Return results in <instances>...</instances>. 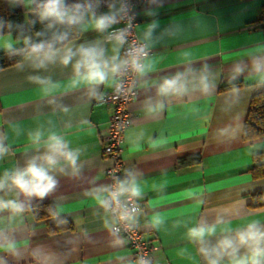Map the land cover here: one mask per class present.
<instances>
[{
	"label": "crops",
	"instance_id": "obj_1",
	"mask_svg": "<svg viewBox=\"0 0 264 264\" xmlns=\"http://www.w3.org/2000/svg\"><path fill=\"white\" fill-rule=\"evenodd\" d=\"M4 2L8 11L39 18L32 10L36 4ZM262 4L264 0H147L137 9L136 34L150 51L144 61L150 67L128 105L132 119L121 156L125 174L133 172L142 190L137 225L160 264H207L201 247L211 248L224 235L234 237L253 221L264 227V208L248 207L250 195L264 189V179H253L248 172L252 155L264 152V138L242 139L250 98L264 90L260 75L253 71V60H264V29L252 24ZM110 11L117 14L118 6L85 10L83 19L72 25L79 37L67 45H95L105 49L107 58L114 55L115 41L106 37L113 24L104 32L92 27L93 12L99 16ZM23 43L8 33L0 35V51ZM120 50L121 46L122 59ZM76 59L64 66L57 57L37 69L24 58L0 69V141L9 148L0 158V177L43 154L45 149L29 140V133L37 130L45 139L50 133L63 136L69 148L80 152L79 174L72 175L70 168L53 172L57 187L42 199H29L11 187L0 191V199H18L26 209L16 215L0 212V244L14 245L12 250L0 247L2 264H133L125 243L114 244L116 239L124 241L122 236H113L105 227L104 209L86 195L108 186L105 170L112 158L101 153V144L111 105L97 100L114 81L98 87L74 84ZM236 67L244 71L236 75ZM189 68L197 76L207 69L204 74L212 85L207 94L196 91L181 98L157 94L165 78ZM30 77L48 79L55 87L45 95L44 86ZM232 83L239 84L220 89ZM149 101L163 102L165 107L149 113ZM191 155H197L199 162L179 163ZM43 202L54 207L57 218L71 221L72 230L50 234L45 221H35L28 209ZM154 217L163 222L153 226ZM217 219L223 223L203 244L189 240V228L201 222L212 225ZM246 251L241 248L238 256ZM222 264H228L227 257Z\"/></svg>",
	"mask_w": 264,
	"mask_h": 264
},
{
	"label": "clouds",
	"instance_id": "obj_2",
	"mask_svg": "<svg viewBox=\"0 0 264 264\" xmlns=\"http://www.w3.org/2000/svg\"><path fill=\"white\" fill-rule=\"evenodd\" d=\"M28 4H36L32 10L36 12L41 21L52 20L57 24L74 25L83 19L82 8L91 9V5H66L64 0H27ZM111 9V5L109 6ZM117 22L116 13L102 14L96 16L92 13V27L99 32H104L112 24ZM54 25L49 24L51 28ZM125 31L119 30L111 34V39L115 41L113 48L114 55L110 58L105 56V49L95 45H79L73 48L64 44L67 39V33L54 34L49 41H41L33 43L24 54V58L29 60L34 68H44L48 63H54L59 57V62L68 66L75 57L74 81L73 83L83 82L89 87H98L106 84L110 79L112 81H121V78L127 75L126 70H130L137 78H142L147 74L150 65L144 61L148 56L145 47H136L131 49L127 56L120 58L119 47L125 43ZM27 44L28 41L25 40ZM60 44L61 47H57ZM207 69L197 76L192 69H186L184 72L176 73L170 78H165L159 83L157 94L162 97L181 98L190 92L200 91L203 94L209 92L212 85L209 83L208 76L204 74ZM244 71L241 67H236L234 72L236 75ZM253 71L260 75V84L264 85V60L256 58L253 60ZM35 83L44 86L45 95L55 85L48 79L40 77H30ZM235 79V76L233 77ZM122 86V81L116 83V88ZM49 103H54L50 100ZM165 107L163 102L155 105L147 102V112L153 113L163 110ZM66 111V109H65ZM29 140L33 146L37 148L43 147V154L34 156L27 161L26 166L22 169L18 168L9 173L5 172L0 177V191L7 187L17 190L18 194L31 199L44 198L57 187V179L52 174L55 171L65 173L66 168L71 169L72 175H78L80 165L78 163L80 152L78 149L69 148L68 143L63 136L50 133L44 138V133L37 130L29 133ZM9 152V148L0 141V158ZM114 184L110 186H102L92 189L86 195L92 196L97 205L104 209L106 214L105 227L109 229L113 236H117L122 225L125 231L131 230L137 224V217L142 212L137 200L142 198V190L137 182L136 176L131 171H126L124 179L114 178ZM189 197L193 196V192H188ZM25 205L18 199H0V212L8 211L12 215L22 214L25 211ZM57 215L52 213L53 218ZM163 221L159 217L153 218V226H159ZM66 223V221H61ZM223 223L217 219L215 224L207 225L201 222L197 226L188 229L187 236L190 241L203 244L206 237H210L216 233V225ZM227 231V230H224ZM124 241L116 239L114 244L120 245ZM7 250H12V243L0 244ZM241 248L246 249V254L238 256ZM199 251L204 255L207 264H222L225 257L228 258V264H264V227L260 226L258 221H253L243 230L235 233L234 237L224 235L217 241L216 245L211 248L201 247ZM2 264V262H0ZM138 264H149L143 258Z\"/></svg>",
	"mask_w": 264,
	"mask_h": 264
},
{
	"label": "trees",
	"instance_id": "obj_3",
	"mask_svg": "<svg viewBox=\"0 0 264 264\" xmlns=\"http://www.w3.org/2000/svg\"><path fill=\"white\" fill-rule=\"evenodd\" d=\"M49 24L54 26L49 28ZM252 24L264 29V4L261 5L258 18ZM5 33L10 34L15 40L24 41V43L0 51V69L21 62L31 44L49 41L54 34L67 33V39L64 41L66 45L76 40L80 35V31L72 25H61L52 20L41 21L36 15L26 16L20 10L8 11L4 0H0V35ZM25 40L28 41L27 44ZM57 47H61V45L57 44ZM238 84L232 83L221 86L220 89H228L238 86ZM258 138H264V90L257 91L251 96L242 129V139L244 141H252ZM198 162L199 157L197 155L183 157L179 160L182 166ZM248 172L253 179H264V152L252 155V164ZM248 207L250 209L264 208V189L255 191L250 195ZM28 212L35 221H45L47 232L50 234L70 231L73 228V224L68 219L57 218V216L53 218L52 213L55 212V209L50 203H39L28 209ZM61 221H66V223H61Z\"/></svg>",
	"mask_w": 264,
	"mask_h": 264
},
{
	"label": "built area",
	"instance_id": "obj_4",
	"mask_svg": "<svg viewBox=\"0 0 264 264\" xmlns=\"http://www.w3.org/2000/svg\"><path fill=\"white\" fill-rule=\"evenodd\" d=\"M146 2L147 0H86L76 4L91 5V10L93 11H99L110 5L111 7L118 6L117 22L107 32L106 37L111 38V34L119 30L125 31V43L120 50V55L124 58L131 49L136 47H145L148 54L150 52L136 34L138 23L137 9L144 6ZM87 9L82 8L81 12L83 13ZM126 71L127 75L121 78L122 86L119 90L116 88V83L121 81H115L111 90L97 100L98 103L111 105V115L101 144V153L112 158V165L105 170L108 186L114 184V178L122 179L125 176L121 152L123 150L125 131L130 126L132 119V113L128 105L135 98L140 81V78H137L130 70ZM136 202L139 205L138 201ZM118 227H120L118 234L122 236L126 247L130 250L133 264H138L141 258L147 260L149 264H160L152 255L150 241L144 238L137 224L129 231H125L122 225H118Z\"/></svg>",
	"mask_w": 264,
	"mask_h": 264
}]
</instances>
